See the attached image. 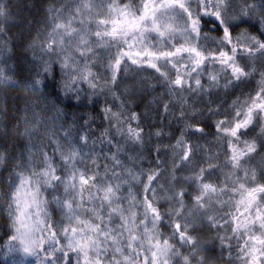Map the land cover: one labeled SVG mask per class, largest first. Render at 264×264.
Here are the masks:
<instances>
[{"label":"clouds","instance_id":"obj_1","mask_svg":"<svg viewBox=\"0 0 264 264\" xmlns=\"http://www.w3.org/2000/svg\"><path fill=\"white\" fill-rule=\"evenodd\" d=\"M0 264H264V0H0Z\"/></svg>","mask_w":264,"mask_h":264}]
</instances>
